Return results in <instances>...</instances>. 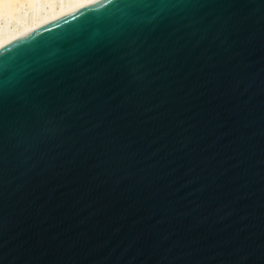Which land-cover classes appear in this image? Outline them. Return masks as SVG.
I'll use <instances>...</instances> for the list:
<instances>
[{"label":"water","instance_id":"obj_1","mask_svg":"<svg viewBox=\"0 0 264 264\" xmlns=\"http://www.w3.org/2000/svg\"><path fill=\"white\" fill-rule=\"evenodd\" d=\"M0 264H264V0H95L0 48Z\"/></svg>","mask_w":264,"mask_h":264},{"label":"bare ground","instance_id":"obj_2","mask_svg":"<svg viewBox=\"0 0 264 264\" xmlns=\"http://www.w3.org/2000/svg\"><path fill=\"white\" fill-rule=\"evenodd\" d=\"M95 0H0V48Z\"/></svg>","mask_w":264,"mask_h":264}]
</instances>
